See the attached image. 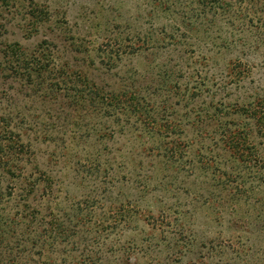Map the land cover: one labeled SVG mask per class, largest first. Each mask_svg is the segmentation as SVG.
Instances as JSON below:
<instances>
[{
  "label": "rangeland",
  "instance_id": "1",
  "mask_svg": "<svg viewBox=\"0 0 264 264\" xmlns=\"http://www.w3.org/2000/svg\"><path fill=\"white\" fill-rule=\"evenodd\" d=\"M199 1L0 0V222L40 235L27 264H264V142L221 147L264 116V16Z\"/></svg>",
  "mask_w": 264,
  "mask_h": 264
},
{
  "label": "trees",
  "instance_id": "2",
  "mask_svg": "<svg viewBox=\"0 0 264 264\" xmlns=\"http://www.w3.org/2000/svg\"><path fill=\"white\" fill-rule=\"evenodd\" d=\"M199 4L201 7H204L206 4V0H200ZM231 6V5H230ZM245 6L251 7L253 10H258V12L262 13V16H264V0H246ZM229 9V8H228ZM193 18L184 19V23L189 24L190 26L193 23ZM22 59V58H21ZM25 61V59H23ZM23 60H18V62H22ZM27 74H39V70H32L29 68H26ZM114 95L119 96H127L128 94H112V97H115ZM129 97H131L135 103V106L138 105L137 96L129 94ZM128 111L131 113L133 112L132 108L126 107ZM136 110V109H135ZM251 117L253 119V126L255 131H245V129L234 127L230 131L226 129V131L222 130L221 135L223 136V139H221V147L227 152V156L230 159L236 160L238 164H242L245 162L253 161L259 158L260 154L255 150L254 141L255 139H258L260 142H264V116L256 114L254 112V109L251 111ZM233 126V125H232ZM231 126V127H232ZM230 127V128H231ZM228 131V132H227ZM226 132V133H224ZM10 146V144H8ZM21 147H16V149H12V146L9 148L5 146V152L2 150V153L5 155L6 153L11 154V156L16 155V153H10L12 152H19ZM21 152V151H20ZM0 168L3 173H10L7 168V164H5L4 158H0ZM27 191H23L24 194H26ZM26 208V207H25ZM29 208H26L28 210ZM31 212H27L24 210L26 215H23V218L20 219L21 224L24 226L21 228L19 235H28L26 232L28 228L30 227L27 223L29 222V219L31 218V215L34 217V211L30 210ZM1 220V219H0ZM17 224L14 223V221L6 222L4 221L0 222V264H27L26 256H22V252L28 247L29 244L38 243V239L40 238V235H37V238L35 239H23V245L15 246V247H8L11 243L12 238L14 237L13 229L16 227ZM20 225V224H19ZM51 228L53 230V233L58 235L59 237L63 238L66 237V230L69 227H66V229H63L60 227L59 224L55 225V228L51 225ZM28 237V236H27ZM19 243V241H15ZM16 243V245H17ZM20 244V243H19ZM1 248L3 249V253L1 252ZM20 249V250H19ZM19 250V251H17ZM5 253V258H3V254ZM90 259H85L83 261V264H89Z\"/></svg>",
  "mask_w": 264,
  "mask_h": 264
}]
</instances>
